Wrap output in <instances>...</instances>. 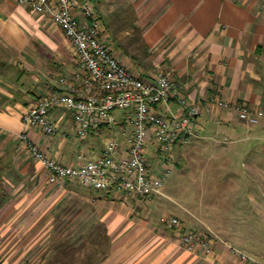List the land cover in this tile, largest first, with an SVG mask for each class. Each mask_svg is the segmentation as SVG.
I'll use <instances>...</instances> for the list:
<instances>
[{
    "label": "crops",
    "instance_id": "0c3cea01",
    "mask_svg": "<svg viewBox=\"0 0 264 264\" xmlns=\"http://www.w3.org/2000/svg\"><path fill=\"white\" fill-rule=\"evenodd\" d=\"M92 1L103 39L127 69L146 82L161 70L171 78L172 96L157 110L183 116L182 99L205 107L198 118L203 136L180 147L179 160L211 143L221 150L264 140V123L246 125L235 107L212 101L264 107V0ZM81 4L76 12L83 22ZM77 69L74 46L58 24L21 0H0V264H264L247 246L221 238H214L211 254L200 246L188 250L181 231L205 233L210 226L173 214L182 227L171 228L161 197L143 202L76 178L49 182L44 164L21 138L23 114L40 96L60 92V76ZM51 117L57 124L51 138L42 128L29 135L65 165L79 167L111 134L102 127L80 140L67 109L55 108ZM148 155L153 167L162 165L158 143Z\"/></svg>",
    "mask_w": 264,
    "mask_h": 264
},
{
    "label": "built area",
    "instance_id": "2783aa9c",
    "mask_svg": "<svg viewBox=\"0 0 264 264\" xmlns=\"http://www.w3.org/2000/svg\"><path fill=\"white\" fill-rule=\"evenodd\" d=\"M21 1L35 13L58 24L71 40L78 58L77 71L71 76H60L62 90L40 96L23 114L26 129L21 138L44 164L49 182L76 178L94 190L124 191L143 202L164 195L165 181L173 169L176 145H185L203 136L198 121L205 111L203 104L182 99L183 116L169 117L157 110L156 104L167 102L172 96L171 78L161 70L155 81L146 82L127 69L103 39L92 0H82V13L86 16L83 22L77 17L78 0ZM212 101L218 107H235L239 119L246 125L264 123V107L253 109L247 103L232 105L218 97H213ZM58 107L71 113L80 140L102 127L111 130L103 150L79 167L65 165L51 157L29 135L30 129L42 128L51 138L57 131L51 112ZM119 112L124 113L122 124H119ZM155 143L160 145L165 157L158 168L152 166L148 155ZM167 223L171 228L182 227V221L176 216ZM181 241L191 251L197 246L206 254L213 251L214 239L203 232L182 230Z\"/></svg>",
    "mask_w": 264,
    "mask_h": 264
},
{
    "label": "rangeland",
    "instance_id": "374dc122",
    "mask_svg": "<svg viewBox=\"0 0 264 264\" xmlns=\"http://www.w3.org/2000/svg\"><path fill=\"white\" fill-rule=\"evenodd\" d=\"M186 145H176L164 195L156 196L163 216L207 223L208 236L247 246L264 261V140L234 142L223 152L211 143L201 152L186 151L179 160L180 147Z\"/></svg>",
    "mask_w": 264,
    "mask_h": 264
},
{
    "label": "trees",
    "instance_id": "16d2710c",
    "mask_svg": "<svg viewBox=\"0 0 264 264\" xmlns=\"http://www.w3.org/2000/svg\"><path fill=\"white\" fill-rule=\"evenodd\" d=\"M182 145V144H181ZM184 145V144H183ZM195 232H197V233H200L199 231H197V230H194Z\"/></svg>",
    "mask_w": 264,
    "mask_h": 264
}]
</instances>
